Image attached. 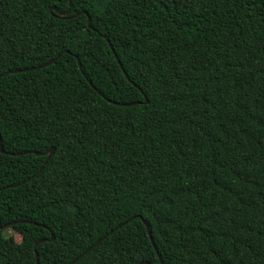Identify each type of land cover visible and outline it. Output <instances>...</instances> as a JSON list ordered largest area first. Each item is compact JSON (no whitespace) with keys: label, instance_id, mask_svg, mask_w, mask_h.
Listing matches in <instances>:
<instances>
[{"label":"trees","instance_id":"16d2710c","mask_svg":"<svg viewBox=\"0 0 264 264\" xmlns=\"http://www.w3.org/2000/svg\"><path fill=\"white\" fill-rule=\"evenodd\" d=\"M0 138V264H264V0H0Z\"/></svg>","mask_w":264,"mask_h":264},{"label":"water","instance_id":"95a60500","mask_svg":"<svg viewBox=\"0 0 264 264\" xmlns=\"http://www.w3.org/2000/svg\"><path fill=\"white\" fill-rule=\"evenodd\" d=\"M68 6H70V0H68ZM49 11H51V9H49ZM67 13H68V9H67L65 12L57 13V14H56V17L59 18V19H63ZM72 17H75V15L72 16ZM89 21H90V19H89V17H87V20H86V25H87V26L89 25ZM111 51H112V50H111ZM113 55H114V54H113ZM114 57H115V55H114ZM75 59H76V62H77V67H78V69L81 71V69H80V65H79V63H78V59H77V58H75ZM53 62H54V59L51 60V61H49L48 63H46V64L43 65V66H48V65L52 64ZM116 63H117L118 66L121 68V65H120V63H119L118 60H116ZM43 66H41V67H43ZM121 70H122V68H121ZM122 72H123V70H122ZM9 73H11V72H9ZM13 73H14V72H13ZM123 75H124L125 78H127L124 72H123ZM88 84L90 85V82H89V81H88ZM138 90H139V89H138ZM139 91H140V90H139ZM134 104H135V103H128V104H124V105H125V106H130V105H134ZM53 151H54L53 147H50V148H48L46 151H44L43 153H36V152H33V151H29L28 153L34 154V155H36V156H39V155L45 156V160H44V162L42 163V165L40 166V169H41L42 166H43V164H45V162L51 157V155L53 154ZM0 153H4V152L2 151V149H1V138H0ZM19 154H22V153H15V154H9V155H11V156H17V155H19ZM16 186H18V184H16V185H9V186H6V187H4V189H5V188H14V187H16ZM142 223L145 225V222H144V221H142ZM9 226H11V224L4 225V226L1 227V229H4L5 227H9ZM120 226H122V224H120V225H118L116 228L110 230L106 235H104L103 237H101L100 239H98L97 241H95L90 247H88L83 253H81V254H80L76 259H74L70 264H73L77 259L81 258V257H82L84 254H86L91 248H93V247L96 246L99 242H101V240H103L108 234L112 233L115 229L119 228ZM43 227H44V226H43ZM148 236H149V233H148ZM52 239H53V237H52V235H51L50 240H52ZM149 239H150V241H151V243H152V240H151V237H150V236H149ZM43 241H44V240H39V241H37V242L35 243V246L38 245V244H40V243H42ZM153 247H154V249H155V246H154V245H153ZM155 251H156V250H155ZM34 254H35V263L38 264L36 252H35ZM158 259H159V263L162 264L160 258H158ZM141 264H147V263H141Z\"/></svg>","mask_w":264,"mask_h":264},{"label":"rangeland","instance_id":"374dc122","mask_svg":"<svg viewBox=\"0 0 264 264\" xmlns=\"http://www.w3.org/2000/svg\"><path fill=\"white\" fill-rule=\"evenodd\" d=\"M7 234L12 235L14 237V240L16 242H20V236L18 234L12 232L11 230L10 231H7Z\"/></svg>","mask_w":264,"mask_h":264}]
</instances>
